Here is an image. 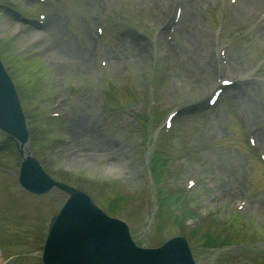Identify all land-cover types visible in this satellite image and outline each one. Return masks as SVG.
I'll return each mask as SVG.
<instances>
[{
	"label": "rangeland",
	"instance_id": "1",
	"mask_svg": "<svg viewBox=\"0 0 264 264\" xmlns=\"http://www.w3.org/2000/svg\"><path fill=\"white\" fill-rule=\"evenodd\" d=\"M21 24L43 31L41 40L20 42ZM42 44L43 55H28ZM0 54L27 114L60 113L52 131L30 125L36 156L55 178L89 189L141 243L183 232L200 264H264V161L244 141L254 132L264 152V0H0ZM222 78L235 83L209 106ZM181 105L188 111L163 134L167 113ZM164 147L179 152L180 165L161 157ZM19 164L16 152L0 149L1 168L14 173ZM1 170L7 264H41L34 254L66 195H22ZM190 178L197 190L184 199L198 217L208 212L195 231L180 224L167 194ZM189 217L187 225L197 222Z\"/></svg>",
	"mask_w": 264,
	"mask_h": 264
},
{
	"label": "water",
	"instance_id": "2",
	"mask_svg": "<svg viewBox=\"0 0 264 264\" xmlns=\"http://www.w3.org/2000/svg\"><path fill=\"white\" fill-rule=\"evenodd\" d=\"M0 127L4 130L8 131L13 137H16L19 142L21 152H23V143L27 141V131L24 127V117L21 109L20 102L18 97L15 93L14 87L6 74L5 70L3 69L0 63ZM31 173H35L36 178H33ZM22 174L29 180V182L36 181L39 182L41 185L44 183H48V185H58L65 188L68 191L76 193L78 196H84L86 199L87 197L85 194L75 190L67 185L61 184L57 181L50 180V178L45 174L42 173L39 165L37 164V160L32 155L25 156L22 162ZM33 179V180H31ZM88 200V199H87ZM89 202V200H88ZM89 211L93 212L94 206L90 203ZM61 217V215H60ZM59 217V218H60ZM73 220V219H72ZM71 220V224L75 222ZM63 223V222H62ZM60 223L55 227L54 235L56 237H61L62 235L67 236V233H63L64 228L63 224ZM119 227L122 229V232L116 226H111L110 229L105 234H100L96 236H85L76 238L78 246L77 250L83 254H97L103 253L106 257L109 258L114 264H118L120 261L129 260L127 256L131 258V264H134L136 261L141 260V264H160V263H153V258H150V254H147V251L138 250L134 252V256H130L128 253V248L130 247V243L128 242L129 239H126L127 233H125L124 228L118 224ZM91 228L88 224L83 228ZM88 231V230H87ZM108 235L109 237L107 238ZM114 237L116 242L111 238ZM178 240V239H177ZM110 242L111 244H108ZM176 242L175 240L168 243L167 249V260L173 262V264H190L188 263L183 256L176 250L174 245H170L171 243ZM144 252L145 256L142 255ZM158 254L156 255V257ZM155 257V256H154ZM134 262V263H133ZM162 263V262H161ZM164 264V263H162Z\"/></svg>",
	"mask_w": 264,
	"mask_h": 264
},
{
	"label": "bare ground",
	"instance_id": "3",
	"mask_svg": "<svg viewBox=\"0 0 264 264\" xmlns=\"http://www.w3.org/2000/svg\"><path fill=\"white\" fill-rule=\"evenodd\" d=\"M21 27V30H23V34L21 35V38H20V42L26 44L27 42H29L30 40L34 39L33 37L38 34L39 32H37L35 29H32L30 26L28 25H20ZM24 29H29V30H25L24 32ZM68 49L67 51H72L75 49V47L73 45H69L67 46Z\"/></svg>",
	"mask_w": 264,
	"mask_h": 264
}]
</instances>
